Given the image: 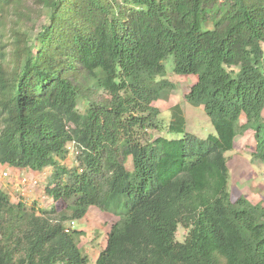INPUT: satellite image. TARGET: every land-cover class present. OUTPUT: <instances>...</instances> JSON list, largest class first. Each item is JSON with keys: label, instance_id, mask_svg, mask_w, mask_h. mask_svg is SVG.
Wrapping results in <instances>:
<instances>
[{"label": "trees", "instance_id": "16d2710c", "mask_svg": "<svg viewBox=\"0 0 264 264\" xmlns=\"http://www.w3.org/2000/svg\"><path fill=\"white\" fill-rule=\"evenodd\" d=\"M262 43L264 0H0V165L50 169L64 205L0 191V264H88L84 231L65 228L93 206L114 216L95 264H264V206L231 199L225 156L250 130L264 163ZM168 55L196 76L185 98L203 102L205 138L178 105L169 137L148 134Z\"/></svg>", "mask_w": 264, "mask_h": 264}, {"label": "rangeland", "instance_id": "374dc122", "mask_svg": "<svg viewBox=\"0 0 264 264\" xmlns=\"http://www.w3.org/2000/svg\"><path fill=\"white\" fill-rule=\"evenodd\" d=\"M211 27L210 22L205 24ZM264 49V43H262ZM165 71L161 78L170 81L173 84L171 91L166 98H161L153 102V105L160 111L158 115L160 128L150 127L148 134L151 138L159 135L169 134L165 131L171 117V107L178 105L182 109L185 117V132L193 134L198 138H205L208 134L214 133L207 115L203 111L202 101H189L185 98L190 86L194 83L196 76L193 74H177L173 71V55H168L164 60ZM159 79V77L157 78ZM101 95H103L101 93ZM84 102V101H83ZM85 102L79 103V110H83ZM253 134L250 130L241 135H237L233 148L225 153L228 166L227 190L232 200L239 195H244L251 202H258L264 206V163L252 160L251 153L254 149ZM78 149L73 142L67 143V153L60 159L61 165L68 169L77 166L75 160ZM6 169L8 175L3 176L2 172ZM50 169L30 172L28 169H17L0 165V191H4L12 202L22 198L28 206L34 205L40 209H51L56 207L61 211L64 207L59 202L54 203L46 193V186L50 177ZM10 175V176H9ZM25 177L29 181L26 185L18 187L19 177ZM38 181L37 185L31 181ZM86 216V217H85ZM85 219L77 220L75 228L84 231L80 238V246L83 252L89 257L88 264H95L99 251L103 248L106 231L111 224L114 216L103 214L101 210L94 207L90 213L85 214ZM186 230L178 226L176 239L182 240Z\"/></svg>", "mask_w": 264, "mask_h": 264}, {"label": "built area", "instance_id": "2783aa9c", "mask_svg": "<svg viewBox=\"0 0 264 264\" xmlns=\"http://www.w3.org/2000/svg\"><path fill=\"white\" fill-rule=\"evenodd\" d=\"M5 171H3L2 172V174H3V176H5V175H8V173H7V171H6V169H4ZM10 176V175H9ZM29 180L27 179V178H25V177H19V181H18V187H22V185H26L27 184V182H28ZM32 182V184H35V185H37L38 183V181H36V180H33V181H31ZM75 227V221L74 220H70V221H68V222H66V228H65V231H70L71 229H73Z\"/></svg>", "mask_w": 264, "mask_h": 264}, {"label": "crops", "instance_id": "0c3cea01", "mask_svg": "<svg viewBox=\"0 0 264 264\" xmlns=\"http://www.w3.org/2000/svg\"><path fill=\"white\" fill-rule=\"evenodd\" d=\"M4 166V165H3ZM17 169H25V168H17ZM30 172H33V171H30ZM94 208V206L93 207H90L89 209H88V211H87V213H90V211L92 210ZM103 214H106V213H104L103 212ZM86 217V216H85ZM85 217H83V218H81V219H79V220H83V219H85ZM114 220V219H113ZM77 221V220H76ZM79 229H81V228H79ZM104 245H105V242H104ZM104 247V246H103Z\"/></svg>", "mask_w": 264, "mask_h": 264}, {"label": "clouds", "instance_id": "9594fccd", "mask_svg": "<svg viewBox=\"0 0 264 264\" xmlns=\"http://www.w3.org/2000/svg\"><path fill=\"white\" fill-rule=\"evenodd\" d=\"M76 222V221H75Z\"/></svg>", "mask_w": 264, "mask_h": 264}]
</instances>
